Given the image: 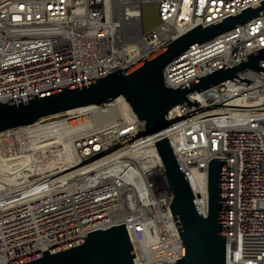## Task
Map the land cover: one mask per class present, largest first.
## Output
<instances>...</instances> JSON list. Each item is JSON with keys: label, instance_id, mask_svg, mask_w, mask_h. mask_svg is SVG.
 Instances as JSON below:
<instances>
[{"label": "built area", "instance_id": "1", "mask_svg": "<svg viewBox=\"0 0 264 264\" xmlns=\"http://www.w3.org/2000/svg\"><path fill=\"white\" fill-rule=\"evenodd\" d=\"M262 1L0 0V103L125 70ZM262 49L264 14L192 45L164 83L178 89ZM238 77L253 83L228 80L191 96L199 109L173 107L165 136L204 217L209 162L226 159V264H264V74ZM153 140L125 100L0 133V264L124 224L138 264L181 260Z\"/></svg>", "mask_w": 264, "mask_h": 264}, {"label": "water", "instance_id": "2", "mask_svg": "<svg viewBox=\"0 0 264 264\" xmlns=\"http://www.w3.org/2000/svg\"><path fill=\"white\" fill-rule=\"evenodd\" d=\"M264 14V1L206 28L201 25L169 41L127 69L106 77L32 96L0 103V133L34 125L42 119L89 106H102L123 98L137 118L145 123V135L155 140L164 166V178L172 193L170 206L181 240L183 257L170 264H226V159H213L208 166V214L203 216L194 194L179 169L165 136L171 126L168 112L184 104L201 106L191 96L225 81H251L238 77L250 68L264 74V49L229 68L225 66L178 89L166 87L164 69L192 45L229 32ZM230 64V63H229ZM88 237L10 264H138L125 224L98 230Z\"/></svg>", "mask_w": 264, "mask_h": 264}, {"label": "bare ground", "instance_id": "3", "mask_svg": "<svg viewBox=\"0 0 264 264\" xmlns=\"http://www.w3.org/2000/svg\"><path fill=\"white\" fill-rule=\"evenodd\" d=\"M118 101H124V99H123V98H119ZM151 145H156L155 140H153V141L151 142Z\"/></svg>", "mask_w": 264, "mask_h": 264}]
</instances>
